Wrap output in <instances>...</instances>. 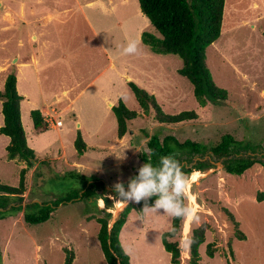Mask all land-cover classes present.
<instances>
[{"label":"rangeland","instance_id":"rangeland-1","mask_svg":"<svg viewBox=\"0 0 264 264\" xmlns=\"http://www.w3.org/2000/svg\"><path fill=\"white\" fill-rule=\"evenodd\" d=\"M143 31L160 35L139 10L138 0H0V91L22 59L29 66L21 69L19 91L36 103L62 86H75L70 97L83 89L74 110L60 115L62 127L43 134L33 130L27 112L30 104L22 105V127L35 152L30 163L8 160L7 138L0 133V182L16 186L20 169L26 168L25 191L21 198H10L5 211L12 205L22 209L0 218V264H64L65 249L74 255L72 264H107L96 218L107 216L110 226L126 205L116 203L113 185L127 182L138 171L142 153L149 151V137L171 134L180 141L214 145L227 133L249 149L222 157L206 151L191 160L177 153L181 166L190 168L196 161L208 165L186 174L185 203L195 209L198 221L183 219L179 232L168 239L178 244L179 264H190L189 242L196 228H202L204 238L198 248L199 264H264V199L256 198L264 190V165L255 162L242 174L224 169L230 160L242 157L264 163V0L224 1L221 32L206 48L205 63L227 98L204 106L194 97L190 81L177 71L182 60L152 52L141 39ZM131 40L139 43L140 55L122 54ZM32 54L36 64L30 61ZM109 59L114 70L108 66ZM48 62L52 64L46 68ZM127 72L138 85L157 90L156 100L165 113L194 110L197 118L160 123L151 107L138 110ZM107 77L113 83H107ZM92 79L93 84L87 85ZM46 81L49 86L44 87ZM118 99L138 112L126 121L121 138L108 105L110 101L117 104ZM1 103L0 99V125ZM77 120L82 127L75 126ZM78 132L86 143L102 148L78 153L74 147ZM83 178L102 181L105 190L97 188L99 196L82 198ZM74 191L79 196L66 200ZM55 199L61 202L45 222L23 220L26 204ZM143 209L141 213L132 210L119 233L130 263L172 264L161 242V233L171 227V216L163 210L144 213Z\"/></svg>","mask_w":264,"mask_h":264},{"label":"trees","instance_id":"trees-1","mask_svg":"<svg viewBox=\"0 0 264 264\" xmlns=\"http://www.w3.org/2000/svg\"><path fill=\"white\" fill-rule=\"evenodd\" d=\"M224 1L138 0L141 12L160 34L155 36L143 31L141 34L142 41L155 53L174 54L182 60V65L177 71L190 81L193 86V95L202 106L208 101L216 102L227 98V91L215 84L205 63L206 48L219 37L221 32ZM127 84L143 111H147L151 107L154 110L157 121L160 123H178L197 118V113L194 110L167 114L161 109L153 94L139 87L133 81H128ZM0 99L2 100L1 112L3 115L0 133L9 137V142L5 147L6 157L8 160L19 159L30 163L31 159L35 157V152L28 146L22 127L20 118V100L22 96L16 89V75L14 72H10L6 76L3 89L0 91ZM111 109L117 119V137L121 138L127 130L126 121L136 118L138 112L127 108L121 99ZM30 117L35 132L42 133L50 129L40 109L30 110ZM147 146L149 151L141 155L142 165L147 162L156 165L161 156L171 153H179L186 160H191L195 155L206 151H211L215 156L222 157L236 154L242 149H249V145H244L241 141L235 140L228 133L222 135L220 141L214 145H206L191 139L180 141L171 134L165 135L160 139L157 134H152L147 141ZM74 147L80 154L86 148V144L79 132L76 134ZM255 162L264 165L261 160L242 157L230 160L225 164L224 169L228 173L242 174ZM207 165V162L196 161L190 168L182 165V170L185 174H189L193 169L202 170ZM25 173L26 168H21L16 186L0 182V218L5 217V214L9 211L22 209L21 205H12L8 211H5L11 203L10 198H21L25 191ZM137 174L138 171L134 172L133 176ZM81 176L83 177V175ZM127 182L124 183L125 187H127ZM97 188L105 190L104 183L96 179H84L82 198L99 196L96 191ZM113 193L115 194L114 190ZM78 196V191H74L67 194L65 199L69 200ZM156 198H150L147 201L148 206H152ZM256 198L258 201L263 200L264 190L260 191ZM20 201L19 199L18 202ZM59 202L61 201L55 199L50 202L26 204L23 211V220L30 224L45 222L51 217L52 211ZM143 207H145V201L136 204L129 202L128 205L123 207L110 226L107 216L96 218L99 223L97 237L107 264H131L129 255L125 252L120 242L119 233L129 213L132 210L141 213ZM182 220L171 217L170 229L161 233L162 245L170 253L172 264H179L180 250L177 242L170 241L168 238L174 237L179 232ZM203 241L202 228L192 230L189 242L190 264H199L198 248ZM211 247L212 245L208 243L207 255L210 257L213 256ZM73 258L72 251L65 249L64 264H72Z\"/></svg>","mask_w":264,"mask_h":264},{"label":"clouds","instance_id":"clouds-1","mask_svg":"<svg viewBox=\"0 0 264 264\" xmlns=\"http://www.w3.org/2000/svg\"><path fill=\"white\" fill-rule=\"evenodd\" d=\"M141 48L137 41L131 40L122 48V54L137 56L141 54ZM177 153L161 156L158 163L143 164L138 169V174L130 177L127 188L123 182L113 185L116 194V203L129 202L140 203L145 201L144 213H158L163 210L168 216L179 219H191L198 221L195 209L186 204L189 177L183 172ZM155 199L154 205L148 206L147 201Z\"/></svg>","mask_w":264,"mask_h":264},{"label":"crops","instance_id":"crops-1","mask_svg":"<svg viewBox=\"0 0 264 264\" xmlns=\"http://www.w3.org/2000/svg\"><path fill=\"white\" fill-rule=\"evenodd\" d=\"M139 5V4H138ZM139 10H140V8H139ZM141 11V10H140ZM143 14V13H142ZM144 15V14H143ZM50 16H52L51 14H50ZM145 16V15H144ZM146 17V16H145ZM147 18V17H146ZM148 20V19H147ZM149 21V20H148ZM95 36H97V37H99V34L95 31ZM150 48V47H149ZM151 50V49H150ZM152 51V50H151ZM153 52V51H152ZM30 58V61H34L35 62V64H36V59H35V56L32 54V56H30L29 57ZM28 60H24V59H22V62H20L18 65H16L15 66V71H14V73H15V75H16V89H17V91H18V93L22 96V99L20 100V118H21V121H22V105L25 103L27 106L26 107H28V105L30 104V107L29 108H27V112L29 113V116H30V110H32V109H40L41 111H42V113H43V116L45 117V116H47V115H50V116H52V117H54V119L55 120H61V118H60V115L61 114H63V113H65V112H71V111H73L74 110V103H75V99L77 98V96L79 95V93H81L82 91H83V89L80 91V92H78L75 96H73V97H70V95H71V93L73 92V89H74V87L75 86H69V87H64V86H62V87H60L59 88V91H57V92H52L51 94H49V95H46V96H43V97H41L40 98V102H38V103H36L35 101H33V100H30L28 97H26L27 96V94H22L20 91H19V81H20V74H21V69L22 68H25V67H27V66H29V63L27 62ZM50 64H52L51 62H48L47 64H46V68L48 67L49 68V65ZM108 66L109 67H111V68H113V70L115 69V65H114V61L113 60H110L109 59V62H108ZM180 68V67H179ZM178 68V69H179ZM130 75H132V74H129V72H127V74H126V80L127 81H133L134 83H136L137 85H138V83L140 84V82L136 79H133L132 80V76H130ZM123 76V75H122ZM94 82V79H92L87 85H89V84H93V82ZM105 81L107 82V83H109V84H111V83H113V78H111V77H107L106 79H105ZM38 82V81H37ZM40 82V81H39ZM38 82V90H39V94H43L44 93V90H42V88H41V86H40V83ZM75 83V82H74ZM47 85V81H46V83H45V85H44V87ZM128 85V84H127ZM47 86H49V85H47ZM139 87H141V88H143V89H145L147 92H149L150 94H153L154 95V97L156 98V97H158V95H157V90L155 91V89H154V87L152 86V87H149V86H140V85H138ZM47 88H50V87H47ZM174 89V88H173ZM180 89V87L178 86V87H176V90H179ZM156 99H158V98H156ZM119 100V99H118ZM118 100H117V102H118ZM36 105H38V106H36ZM108 105L109 106H113V105H115V104H113V102H109L108 103ZM36 106V107H35ZM35 107V108H34ZM141 107H139L138 108V110L140 109ZM78 117H79V113L77 112V119H78ZM30 119H31V117H30ZM31 123H32V120H31ZM2 124H3V115H2ZM1 124V125H2ZM0 125V126H1ZM62 125H63V122H62V120H61V127H62ZM33 126V125H32ZM59 126V127H60ZM76 127H82V122L81 121H79V120H77L76 121V125H75ZM50 128H56V127H52V126H50ZM34 130V129H33ZM48 131V130H47ZM47 131H45V132H47ZM35 132V131H34ZM36 134H43L44 132H42V133H37V132H35ZM6 136V135H5ZM82 136V135H81ZM6 138H7V143L5 144V147H6V145L8 144V142H9V137L8 136H6ZM85 142V141H84ZM28 144V143H27ZM85 144H86V150H84V152L82 153V154H86V152L87 151H89V150H96V149H101L102 147H100V145L98 146H96V145H94V144H88V143H86L85 142ZM122 244V243H121Z\"/></svg>","mask_w":264,"mask_h":264},{"label":"built area","instance_id":"built-area-1","mask_svg":"<svg viewBox=\"0 0 264 264\" xmlns=\"http://www.w3.org/2000/svg\"><path fill=\"white\" fill-rule=\"evenodd\" d=\"M44 119L49 127L50 126L59 127L61 125V120H55L54 117L50 115L45 116Z\"/></svg>","mask_w":264,"mask_h":264},{"label":"water","instance_id":"water-1","mask_svg":"<svg viewBox=\"0 0 264 264\" xmlns=\"http://www.w3.org/2000/svg\"><path fill=\"white\" fill-rule=\"evenodd\" d=\"M210 153H211V151H209ZM212 154V153H211ZM185 167H188V165H186V164H183ZM182 167V166H181Z\"/></svg>","mask_w":264,"mask_h":264}]
</instances>
